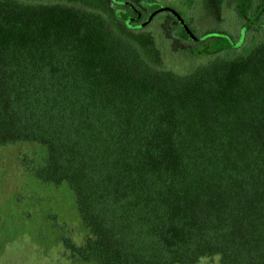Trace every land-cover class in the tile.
<instances>
[{
    "label": "trees",
    "instance_id": "1",
    "mask_svg": "<svg viewBox=\"0 0 264 264\" xmlns=\"http://www.w3.org/2000/svg\"><path fill=\"white\" fill-rule=\"evenodd\" d=\"M111 1L134 32L162 12L179 21L169 7L147 17ZM232 2L242 39L211 29L194 42L219 54L264 28V0ZM105 15L68 0H0V147L47 150L30 173L73 192L87 262L264 264V38L179 74Z\"/></svg>",
    "mask_w": 264,
    "mask_h": 264
},
{
    "label": "rangeland",
    "instance_id": "2",
    "mask_svg": "<svg viewBox=\"0 0 264 264\" xmlns=\"http://www.w3.org/2000/svg\"><path fill=\"white\" fill-rule=\"evenodd\" d=\"M68 1L102 11L116 31L145 51L154 66L179 74L189 73L217 55L245 53L264 38V28L250 30L239 48L217 54L213 43L194 42L184 36L182 23L166 18L165 12L134 32L115 15L120 7L111 0ZM130 1L147 17L156 5L177 11L198 37L206 30L218 29L242 39V15L232 0ZM248 1L250 7H256L263 0ZM46 154L47 150L35 143L0 147V264H98L85 261L81 255L91 234L81 222L73 192L67 185L46 184L30 173V161L38 163ZM196 264L221 262L219 256H214Z\"/></svg>",
    "mask_w": 264,
    "mask_h": 264
},
{
    "label": "water",
    "instance_id": "3",
    "mask_svg": "<svg viewBox=\"0 0 264 264\" xmlns=\"http://www.w3.org/2000/svg\"><path fill=\"white\" fill-rule=\"evenodd\" d=\"M171 11L177 16V18L179 19V21L182 23L184 29L186 30V32L189 34V36L193 39V40H198L199 37H197L193 31L189 28V26L184 22L181 14H179L177 11H174L171 9Z\"/></svg>",
    "mask_w": 264,
    "mask_h": 264
}]
</instances>
